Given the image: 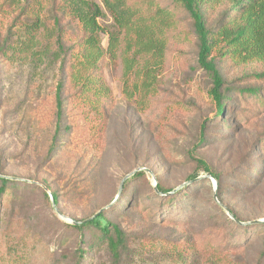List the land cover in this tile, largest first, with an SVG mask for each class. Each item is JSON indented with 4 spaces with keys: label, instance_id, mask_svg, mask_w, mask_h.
<instances>
[{
    "label": "rangeland",
    "instance_id": "1",
    "mask_svg": "<svg viewBox=\"0 0 264 264\" xmlns=\"http://www.w3.org/2000/svg\"><path fill=\"white\" fill-rule=\"evenodd\" d=\"M93 1L102 6L100 0ZM7 15L0 14V40L6 34ZM99 22L108 25L112 18L106 13ZM185 39L160 69V90L145 110L126 99L119 74L107 58L103 74L113 93V106L103 135L98 141L88 140L85 132L57 138L60 146L51 153L56 69L41 65L32 71L29 65L9 63L0 56V176L34 181L49 196L53 190L58 195V210L71 219L87 218L113 205L122 177L138 167L149 168L166 187L175 188L211 171L221 173L223 184L234 186L228 177L263 158L254 143L264 130V113L247 122H235L233 131L212 122L215 104L209 95L211 79L197 65L193 41ZM102 44L105 47V37ZM217 66L226 82L235 86L257 69L255 63L238 65L229 60L219 61ZM188 151L202 159L209 171L189 158ZM146 173V182L138 183L142 194L154 183ZM237 184L236 192L224 188L221 201L216 190L217 200L237 211L243 222L264 220V176L258 184ZM41 189H19L14 202L1 199V231L22 235L28 246L34 244L33 264H68L66 256L75 248L76 236L64 223L71 221L48 208ZM194 191V213L183 223L149 219V206L146 214L141 206L133 209L129 204L121 215L112 213L124 232L118 263L164 264L161 247L165 241L188 240L201 250L197 264H264V228L257 236L222 252L204 248L211 229L223 237L231 228L221 212L212 208L211 197L217 202L212 183ZM89 258L92 264L114 263L106 243L98 245Z\"/></svg>",
    "mask_w": 264,
    "mask_h": 264
},
{
    "label": "trees",
    "instance_id": "2",
    "mask_svg": "<svg viewBox=\"0 0 264 264\" xmlns=\"http://www.w3.org/2000/svg\"><path fill=\"white\" fill-rule=\"evenodd\" d=\"M100 1L102 6L93 0H0V14L9 15L6 34L0 40L1 58L29 65L32 71L41 65L43 69H56L55 133L50 153L60 146L57 138L77 132H85L88 140L103 135L113 106V93L103 74L107 58L119 74L126 99L145 110L160 90V69L171 53L180 50L185 37L193 41L198 67L211 79L209 95L215 104L212 122L233 131L235 122H247L264 113V0ZM106 13L112 22L103 26L99 19ZM225 60L238 65L255 63L257 69L242 77L243 84L230 85L217 66ZM204 129L203 123L199 143ZM254 144L261 155L263 152V158L254 159L246 171L228 177L234 186L223 184L221 173L210 172L217 180L220 201L224 188L236 192L237 183L258 184L264 176V130ZM187 155L209 171L202 159L193 157L190 151ZM147 175L138 170L126 178L115 203L90 219L73 218L79 222L64 223L76 236L75 248L66 256L68 264H92L89 255L103 243L114 257L113 264H119L124 232L110 216L112 213L121 215L129 204L133 209L141 206V212L146 214L149 206L147 218L183 223L194 213V190L211 186L210 179L202 178L170 192L174 187H166L156 175L158 192L148 186V193L142 194L138 183L146 182ZM30 188L41 189L35 182L0 176V201L5 198L14 202L19 189ZM41 191L52 211L50 196ZM51 194L57 206L58 195L53 190ZM211 201L231 230L222 237L211 229L206 236V250L222 252L257 236L264 228V221L245 225L235 222L212 197ZM226 206L244 221L237 211ZM238 232L243 233L235 239ZM15 234L1 231L0 225V264H33L37 248L33 243L26 245L28 240ZM212 238L217 241L212 243ZM161 250L164 264H197L201 252L195 242L188 240L165 241Z\"/></svg>",
    "mask_w": 264,
    "mask_h": 264
},
{
    "label": "water",
    "instance_id": "3",
    "mask_svg": "<svg viewBox=\"0 0 264 264\" xmlns=\"http://www.w3.org/2000/svg\"><path fill=\"white\" fill-rule=\"evenodd\" d=\"M138 170H144V171L148 172V173L152 176L153 181H154V183H153V188H154V190H155L156 192H158V189H157V186H156V185H157V180H156L154 174L152 173V171H151L149 168H146V167H138V168H135V169H133L132 171L128 172L127 174H125V175L122 177V179H121V181H120V184H119V187H118L117 196L120 194V192H121V190H122V185H123L124 181L126 180V178H128L129 176H131L132 174H134V173H135L136 171H138ZM6 177H7V178H11V179H17V180H24V181H28V182H34V181H30V180H27V179H24V178H19V177H11V176H6ZM202 178H208V179H210V181H211V183H212V185H213V195H214V199H215V200L218 202V204H219V205L225 210L226 214H227L231 219H233L235 222H237V223H239V224H244V225H245V224H254V223H258V222H263V221H264V220L255 219V220H251V221L243 222V221H240L238 218H236V217L232 214V212H230V210L228 209V207H227L226 205H224L223 203H221V202H219V201L217 200V196H216L217 180H216V178H214L213 175H212L211 173H209V172H207V173H205V174H203V175L197 176V177H195V178H193V179H189V180H187V181L181 183L180 185H178L177 187H175V188H174L172 191H170V192H174V191H176V190L182 188L183 186L188 185V184H190V183H192V182H194V181H197V180H199V179H202ZM50 201H51V205H52L53 209L58 213V215H60L61 217L67 218L68 220L71 221V223H78V222H79V221H76V220L71 219V218H69V217H66L65 215H63V214L60 213V211L58 210V208H57V206H56V204H55V201H54V198H53L52 194H50ZM99 212H100V211L96 212L95 214H97V213H99ZM95 214H94V215H95ZM94 215H93V216H94ZM91 217H92V216H91ZM91 217H89L88 219H90Z\"/></svg>",
    "mask_w": 264,
    "mask_h": 264
}]
</instances>
